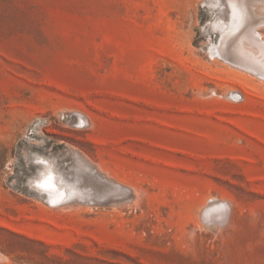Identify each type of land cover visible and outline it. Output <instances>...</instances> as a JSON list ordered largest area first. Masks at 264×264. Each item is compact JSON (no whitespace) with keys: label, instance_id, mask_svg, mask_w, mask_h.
Listing matches in <instances>:
<instances>
[{"label":"rangeland","instance_id":"rangeland-1","mask_svg":"<svg viewBox=\"0 0 264 264\" xmlns=\"http://www.w3.org/2000/svg\"><path fill=\"white\" fill-rule=\"evenodd\" d=\"M227 19V0H0V264H264V77L211 54Z\"/></svg>","mask_w":264,"mask_h":264},{"label":"bare ground","instance_id":"bare-ground-1","mask_svg":"<svg viewBox=\"0 0 264 264\" xmlns=\"http://www.w3.org/2000/svg\"><path fill=\"white\" fill-rule=\"evenodd\" d=\"M257 2H263L264 3V0H227V14H228L227 20L228 21L226 20L227 21L226 23H223L222 25H220V29H221L220 35L221 36H218V37H221L223 39V41L221 39V41L223 42L222 46L229 45V46H231V50L228 52V51L224 50L223 48H219L218 46H217L218 47L217 48L216 46H213L214 45L213 44L212 45L213 48L212 49L210 48L211 49L210 52L212 54L213 49L215 50V48H216L217 53L220 55L221 58H224V59H226L228 57V56H226L228 53L232 57V60L234 58V60H236L237 63L239 62V63L245 64V65H249L252 68V70L254 69V70L259 71L260 72L259 75H262L264 77V42L262 39H261L262 41H260V42L251 40V38H252L251 33L254 30V27H255V24L257 23V21L259 20V22H264V19H262L263 17L258 18V16H259V14H258L259 5L256 4ZM220 23H222V20ZM255 29H257V28H255ZM254 31H256V30H254ZM251 41H253V42L251 43ZM217 43H219V42H217ZM220 57H219V59H220ZM243 70H244V68H243ZM247 71H249V70H247ZM251 73H253V72H251ZM262 80H264V79H262ZM234 96H237V95H234ZM237 99H238V97H237ZM81 123H82V121H81ZM73 154L75 155V152ZM76 156H77V154L75 155V157ZM78 156H80V155H78ZM80 157H82V156H80ZM38 159H40V158H38ZM83 159H85V158H83ZM74 160L77 161L78 159H74ZM85 163H86V161H85ZM89 163L87 162L86 164H89ZM52 166H54V164ZM96 172H97V170H96ZM74 174H75V172H74ZM98 176L101 177V175H98ZM76 178H77V176H76ZM102 179H104V178H102ZM109 181H111V180H109ZM33 183H36V185L38 186L37 189H40L41 191H44L45 193H47L49 195V200L54 202V203L60 204L63 202V200L66 197L69 196V194H67V191H65L64 189L59 187L60 185L57 183V181L54 177V173L51 170V168H49V167L45 168V172L41 176V178H39V180L37 182H33ZM30 185H32V184H30ZM118 187H120V186H118ZM63 188H64V186H63ZM121 188H123V186ZM31 189H32V187H31ZM72 195H74V194L72 193ZM72 200H74V199L72 198ZM50 204H52V203L50 202ZM70 205H72V204H70ZM65 206H66V204H65Z\"/></svg>","mask_w":264,"mask_h":264}]
</instances>
